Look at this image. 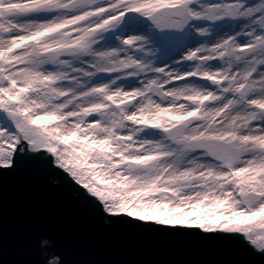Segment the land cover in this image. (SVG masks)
<instances>
[{"label": "snow or ice", "instance_id": "obj_1", "mask_svg": "<svg viewBox=\"0 0 264 264\" xmlns=\"http://www.w3.org/2000/svg\"><path fill=\"white\" fill-rule=\"evenodd\" d=\"M0 264H264V0H0Z\"/></svg>", "mask_w": 264, "mask_h": 264}, {"label": "water", "instance_id": "obj_2", "mask_svg": "<svg viewBox=\"0 0 264 264\" xmlns=\"http://www.w3.org/2000/svg\"><path fill=\"white\" fill-rule=\"evenodd\" d=\"M187 254L195 255V253H186V252H183V251L178 253V255H187Z\"/></svg>", "mask_w": 264, "mask_h": 264}]
</instances>
